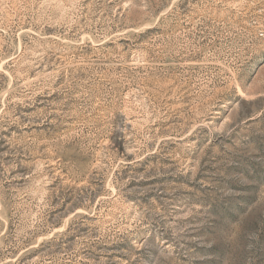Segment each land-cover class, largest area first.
Segmentation results:
<instances>
[{
	"label": "rangeland",
	"instance_id": "rangeland-1",
	"mask_svg": "<svg viewBox=\"0 0 264 264\" xmlns=\"http://www.w3.org/2000/svg\"><path fill=\"white\" fill-rule=\"evenodd\" d=\"M0 264H264V0H0Z\"/></svg>",
	"mask_w": 264,
	"mask_h": 264
}]
</instances>
